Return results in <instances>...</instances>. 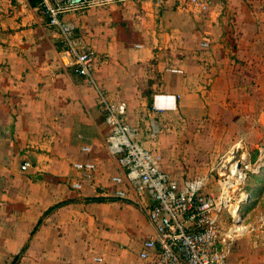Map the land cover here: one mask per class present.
<instances>
[{
  "label": "crops",
  "instance_id": "1",
  "mask_svg": "<svg viewBox=\"0 0 264 264\" xmlns=\"http://www.w3.org/2000/svg\"><path fill=\"white\" fill-rule=\"evenodd\" d=\"M17 1L24 4L11 6L13 16L0 14V264H11L19 253L15 264H146L138 254L152 233L142 234L144 227L124 212L136 204L105 196L117 167L105 149L109 128L96 105V92L83 77L62 67L59 34L42 25L36 5ZM131 3H138L137 20L151 21L161 14V32L133 33L130 26L118 39H94L100 55L93 74L110 100L126 103L131 126L143 123L146 136L139 139L148 147L149 127L159 131V124L169 129L181 122L199 123L211 109L217 93L209 95L200 83L205 80L189 64L193 49H203L202 37L197 41L192 33L203 21L214 29L225 19L223 7L214 0L204 13L183 8L176 0ZM227 7L226 15L242 11V6ZM23 9L27 14L20 18ZM132 17L124 18L130 23ZM103 19L94 23L104 28ZM149 63L158 72L150 88L158 92L147 118L144 111L134 115V110L146 99L142 69ZM153 104L163 110H153ZM85 146L89 152L82 150ZM24 161L30 163L26 171L20 169ZM80 161L94 162L96 171L78 191L71 186L79 178L72 165ZM96 197L101 200H90ZM246 252L245 245H237L231 263L252 264L257 254Z\"/></svg>",
  "mask_w": 264,
  "mask_h": 264
},
{
  "label": "rangeland",
  "instance_id": "2",
  "mask_svg": "<svg viewBox=\"0 0 264 264\" xmlns=\"http://www.w3.org/2000/svg\"><path fill=\"white\" fill-rule=\"evenodd\" d=\"M214 2L223 7L221 11L225 20H217L219 23L214 29L206 21L195 27L192 33L195 40L199 41L205 35V31H210L211 39L215 38V40L214 42L212 40L209 48L206 49H201L197 45L193 49L194 58H190L189 64L194 69V73L205 80L200 82L201 85L209 89V95L212 92L217 93L216 100L221 104L216 100L214 104L211 103V109L203 115L199 123L181 122L174 126L170 125L169 129L157 124L160 127L157 136L147 148L151 147L149 149H155L153 151L161 155L163 169L172 176L203 177L206 190L214 188L210 169L228 159L234 147L242 146L251 162L260 158L259 172L249 174L244 185V189L249 193V197L239 209L244 229L232 234L231 238L227 239L225 247L228 250L230 264H232L230 261L232 251L239 244L247 247L245 254H257V257L252 259V264H264V0H214ZM23 4L24 1L0 0V14L10 18L14 15L10 13L11 6ZM137 4L124 2L92 7L73 12L67 17L76 26L75 36L79 40L82 39L84 45L92 50L94 58H98L100 52L95 46L94 39L109 41L118 39L130 26L133 33H139L140 30L143 33L161 32L159 26L161 14H157L151 21L137 20L135 15L140 14L137 12L139 10ZM228 4L242 6V11L239 14L229 11L226 15ZM181 5L189 9L185 3L181 2ZM36 7L34 12L44 26L47 18L43 8L39 3ZM22 13L19 17L25 18L27 13L25 14L24 9ZM126 14L134 16L132 17L134 23L131 21V24L124 18ZM102 16L104 28L97 25L98 22L94 23L100 21ZM219 17L221 19V16ZM46 27L50 28L48 24ZM149 64L142 69L145 82L148 83L147 86H143L146 99L143 100V105L140 104L139 110L137 105L134 110V115L144 111L147 118L152 97L158 92L150 88L149 81L156 83L158 72L156 67L152 66L153 63ZM198 113L199 111L195 116H198ZM150 114L155 121L159 120L152 112ZM175 116L178 118L177 114ZM138 126L140 134L146 136L143 123L139 122ZM111 173L112 169L107 170V175ZM213 191H216L215 188ZM133 207L124 212L133 215L139 222L138 225L144 227L142 234L150 231L153 233L145 212L136 205ZM231 223L226 212H223L219 224L222 237H225ZM248 248L260 249L254 252V250L249 251Z\"/></svg>",
  "mask_w": 264,
  "mask_h": 264
},
{
  "label": "built area",
  "instance_id": "3",
  "mask_svg": "<svg viewBox=\"0 0 264 264\" xmlns=\"http://www.w3.org/2000/svg\"><path fill=\"white\" fill-rule=\"evenodd\" d=\"M142 0H40L48 26L59 34L61 49L59 61L63 68H70L93 87L95 102L109 128L105 149L116 164L117 171L110 177V188L105 196L135 203L145 211L153 233L142 242L139 258L146 264H230L227 239L244 229L239 215L240 205L249 197L244 189L249 174L259 172L260 158L251 162L240 145L231 150L225 161L210 169L215 188L206 190L201 176L173 177L162 167L161 155L142 144L140 129L126 120L124 101L114 102L94 78L95 58L75 36L76 26L68 15L92 7ZM161 5L166 0H155ZM199 13L207 12L213 0H178ZM208 33L200 46L211 44ZM156 111L162 108L152 105ZM158 129L148 128L147 139L153 141ZM83 151L89 152L85 146ZM30 163L20 165L26 171ZM79 178L72 182L73 189L81 191L83 183L92 178L96 165L92 161L74 162ZM226 212L231 225L225 237L219 229L222 213ZM101 262L100 258H94Z\"/></svg>",
  "mask_w": 264,
  "mask_h": 264
},
{
  "label": "trees",
  "instance_id": "4",
  "mask_svg": "<svg viewBox=\"0 0 264 264\" xmlns=\"http://www.w3.org/2000/svg\"><path fill=\"white\" fill-rule=\"evenodd\" d=\"M28 1H29L30 5H32V6H35V5H37V4L40 2V0H28ZM90 200H91V201H99V200H101V198L96 197V198H91ZM55 207H56V206H55ZM52 209H53V207L50 208V209L48 210V212L51 211ZM38 224H39V223H38ZM36 228H37V226L34 228V231H35ZM22 252H23V251H22ZM20 255H21V253H19L17 256H15V258H14V260H13V262H12L11 264H15L16 261L19 259Z\"/></svg>",
  "mask_w": 264,
  "mask_h": 264
}]
</instances>
